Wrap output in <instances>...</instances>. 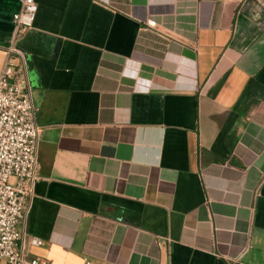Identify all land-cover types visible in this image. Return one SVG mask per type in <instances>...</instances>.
Listing matches in <instances>:
<instances>
[{"label":"crops","instance_id":"crops-1","mask_svg":"<svg viewBox=\"0 0 264 264\" xmlns=\"http://www.w3.org/2000/svg\"><path fill=\"white\" fill-rule=\"evenodd\" d=\"M34 1L25 256L264 264V0ZM19 9L0 0V70Z\"/></svg>","mask_w":264,"mask_h":264},{"label":"built area","instance_id":"built-area-1","mask_svg":"<svg viewBox=\"0 0 264 264\" xmlns=\"http://www.w3.org/2000/svg\"><path fill=\"white\" fill-rule=\"evenodd\" d=\"M36 11L34 0H20L0 70V264H50L45 258L25 256L18 246L23 234L17 228L26 220L33 199L40 127L29 88L13 77L12 54L22 57L15 41L32 28ZM145 24L152 28L155 21L148 19ZM30 242L37 245L38 239Z\"/></svg>","mask_w":264,"mask_h":264}]
</instances>
